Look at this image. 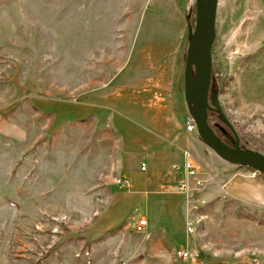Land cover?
Instances as JSON below:
<instances>
[{
	"label": "rangeland",
	"instance_id": "1",
	"mask_svg": "<svg viewBox=\"0 0 264 264\" xmlns=\"http://www.w3.org/2000/svg\"><path fill=\"white\" fill-rule=\"evenodd\" d=\"M193 21V0H0V264H264V228L230 222L234 209L259 220L264 210L218 190L201 195L232 168L257 171L221 160L198 139L195 153L184 149L186 158L182 151L170 164L184 170L187 191L175 192L176 180L143 201L112 174L116 153L100 133L80 135L84 102L169 86L172 60L183 97ZM214 26L209 99L216 93L238 145L264 154V0H218ZM213 113L210 125L221 123ZM138 219L143 232L133 229ZM191 248L204 257H175Z\"/></svg>",
	"mask_w": 264,
	"mask_h": 264
},
{
	"label": "crops",
	"instance_id": "2",
	"mask_svg": "<svg viewBox=\"0 0 264 264\" xmlns=\"http://www.w3.org/2000/svg\"><path fill=\"white\" fill-rule=\"evenodd\" d=\"M176 61L172 60L171 66L166 67L170 75L169 86L167 84L166 86L124 88L122 94L116 97V101L113 99L102 100L105 102L96 101L92 104L84 102L81 105L83 108L80 110V113L82 112L80 135L81 130L88 136L90 131L95 135L100 133L101 142L104 138L109 149L111 151L114 149L112 152L116 153L115 157L112 154L111 158L110 155L112 174L127 178L130 183L128 190L143 201L160 196V191L176 180L188 182L189 179L184 175V170L170 169V164L174 161H182L184 149H189L194 153L198 150V137L186 132L183 126L186 110L183 97L179 93L177 94L181 75L179 62ZM114 101L118 105L129 108L134 112V115L118 111L117 105H110ZM104 103L106 105H103ZM86 107L90 110L84 113L82 110H85ZM115 113H120L117 115L121 122L119 126H115L114 119L111 121L116 115ZM141 163L144 164L142 170L139 168ZM210 177L212 178V176ZM198 179L201 180L199 177ZM208 185L210 189L201 193L202 197L206 196L209 199L210 195L213 196V192L218 190L221 193L218 198L226 196L241 205H250L264 210V179L255 172L245 168H232L220 186L214 187V184L211 183ZM193 188H195L194 185H191V190ZM202 210L203 213L210 211L206 208ZM218 210L222 215L227 214L221 209ZM230 214H232L230 222L233 224L245 219L253 221L257 228H264V220H259L255 218L256 216L252 217L251 215L250 217L246 213H239L236 209L232 210ZM200 245L206 248L204 243ZM162 248L164 252L162 254L171 256L168 245L162 246ZM196 250L199 255L197 261H199L200 254L202 257L205 254L202 249Z\"/></svg>",
	"mask_w": 264,
	"mask_h": 264
},
{
	"label": "water",
	"instance_id": "3",
	"mask_svg": "<svg viewBox=\"0 0 264 264\" xmlns=\"http://www.w3.org/2000/svg\"><path fill=\"white\" fill-rule=\"evenodd\" d=\"M218 0H193V27L186 26L188 45L182 71V95L186 112L195 125L198 139L221 160L240 167L251 168L264 175V154L241 148L233 127L226 119L212 93L209 101L211 81V47L215 36V15ZM214 92V91H213ZM213 111L226 126L222 140L207 122V113Z\"/></svg>",
	"mask_w": 264,
	"mask_h": 264
},
{
	"label": "built area",
	"instance_id": "4",
	"mask_svg": "<svg viewBox=\"0 0 264 264\" xmlns=\"http://www.w3.org/2000/svg\"><path fill=\"white\" fill-rule=\"evenodd\" d=\"M183 126H184V130L186 132H194L195 131V125H194V122H193V119L191 118V116L186 112L185 115H184V119H183ZM186 151H184V155H185V158H186V154H185ZM183 167L184 169L186 170V173L189 175V176H193L195 174V171L193 169V167L190 165V162L188 160L185 161V163L183 164ZM144 168V164L141 163L140 164V169L142 170ZM172 169L174 170H178V166L177 165H173ZM196 185H201V180L200 179H197L196 182H195ZM186 189V182L185 181H179L177 182V186H176V191H178L179 193H184ZM146 225V221L144 219H138L134 224H133V229L136 231V232H142L144 227ZM191 225L189 224L186 229L188 232L191 231ZM198 251L197 250H189V249H177L175 251V257L177 259H196L198 257Z\"/></svg>",
	"mask_w": 264,
	"mask_h": 264
},
{
	"label": "trees",
	"instance_id": "5",
	"mask_svg": "<svg viewBox=\"0 0 264 264\" xmlns=\"http://www.w3.org/2000/svg\"><path fill=\"white\" fill-rule=\"evenodd\" d=\"M213 67L211 68V83H212V81H214V79H213V75H214V72H213ZM210 89H209V93H210ZM210 98V97H209ZM209 101H210V99H208ZM212 115H214V113H213V111H209L208 113H207V122H208V124L210 125V123H209V120H210V117L212 116ZM216 116V115H215ZM216 118H218L217 116H216ZM219 122H221L220 120H219V118L217 119ZM210 127L212 128V130L217 134V135H219V134H222L221 132H222V130H221V128H223L224 129V127H225V125L221 122V123H219V124H216V123H214L213 125H210ZM238 167H240V166H238ZM260 177H262L263 179H264V175L263 174H261V173H257Z\"/></svg>",
	"mask_w": 264,
	"mask_h": 264
}]
</instances>
